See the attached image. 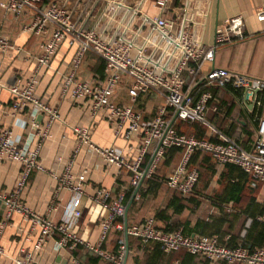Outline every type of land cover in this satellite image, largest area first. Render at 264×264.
<instances>
[{
  "label": "crops",
  "instance_id": "0c3cea01",
  "mask_svg": "<svg viewBox=\"0 0 264 264\" xmlns=\"http://www.w3.org/2000/svg\"><path fill=\"white\" fill-rule=\"evenodd\" d=\"M55 1L72 9L75 18L82 11L83 0ZM157 1L124 0V4L120 3L122 5L119 4L111 10L109 17L103 19H100V14L106 3L100 4L94 10L88 27L96 26L99 31H117L123 34L133 42L135 56L142 55L145 62L161 70L171 69L177 64L180 55L175 45L158 32L153 21V17L161 13ZM262 7L264 0H170V9L166 15L175 22L177 31L187 22L194 37L215 52L214 61L203 60L192 64L197 68L196 75L185 73L187 91L191 93L203 86V91L209 89L212 93L206 115L207 134L215 138L211 139L215 141L220 140L218 134H224L247 149L256 138L260 120L264 119V91L258 92L262 99V105L259 106L249 101L242 90L232 85L206 87L202 78L212 68L224 67L252 79L264 80V21H260L257 15ZM22 14L21 18H16L0 7V34L16 45L15 50L0 51V82L10 87L36 76V95L56 107L61 115L48 129L47 116L44 113L33 117L29 109H15L9 90L0 87V129L11 130L14 139L19 142L30 143L33 147L40 145L39 159L45 169L31 173L21 191L20 198L23 203L36 212L47 213L58 186L57 178L70 172L87 177L78 231L92 243L98 242L100 238V221L104 214L90 199L95 188L108 187L113 196L124 193L126 214L116 222L124 225L125 232L118 229L111 232L104 243L108 250H116L120 238L126 240V219L129 227L147 217H155L161 227L182 229L192 236L205 232L197 224L201 219L210 221L213 231H230L235 234L242 231L245 219L233 218L227 214L232 209L233 202L227 200L230 197L229 191H224L229 182L238 181V173L228 171L223 165L217 164L215 171L211 172L212 165L206 164V170L200 177L194 194L182 196L165 183L164 179L171 171L166 175L157 173L155 176L158 178L157 184L160 185L148 192H145L146 188L142 189L145 192L143 195L139 193L140 186L132 185V174L128 169L108 163L97 147L115 146L133 158L138 153L139 145H132L122 134H116L107 117L94 116L87 100H71L61 96L63 77L71 68L75 47H70L67 42L63 43L49 66H39L37 58L41 38L22 28L23 23L32 17L31 10L26 9ZM235 15L245 17L244 36L236 37L228 43H216L217 29L227 18ZM104 68L102 59L96 53L88 51L78 76L102 82ZM128 89L129 82L123 77L114 99L119 103H129L131 98ZM163 103L164 97L158 91L151 90L142 94L135 106L146 118H153ZM75 127L88 129L90 142L83 143L74 132ZM247 131L252 132L251 136L247 135ZM151 157L146 158L143 169L148 168ZM21 169L20 163L14 160L0 163V194L15 189ZM250 182L246 185L241 203L236 204L239 209H246L253 195L259 202H264V185L256 191L254 182ZM147 184V181L143 183L144 186ZM129 194L131 198L127 202ZM71 198L70 191H61L58 209L52 213L55 221L62 218L65 206ZM184 204L186 206L180 212L175 210V207L179 209ZM5 211L6 206L0 199V247L3 249L0 264H14L15 257L32 248L31 239L36 238L38 231L28 234L29 223L18 211L13 213L8 224L2 226ZM226 217L229 220L222 221ZM27 235L29 239L26 238ZM126 242L127 264H225L222 261L210 262L204 256L185 251L165 253L158 244L144 243L133 236H129ZM86 253L81 251L78 256L85 262H95L91 260L93 256ZM37 264H67L65 250H57L53 239H49L37 256Z\"/></svg>",
  "mask_w": 264,
  "mask_h": 264
},
{
  "label": "built area",
  "instance_id": "2783aa9c",
  "mask_svg": "<svg viewBox=\"0 0 264 264\" xmlns=\"http://www.w3.org/2000/svg\"><path fill=\"white\" fill-rule=\"evenodd\" d=\"M120 3L124 4V0H83L82 11L77 18L72 9L58 4L55 0H0V7L16 18H21L26 9L31 10L32 17L23 23L22 28L41 38L37 58L39 66H49L63 43L67 42L70 47H75L71 68L63 77L61 96L71 100H87L94 116L107 117L116 134H122L132 145H139L138 153L133 158L115 146L97 147L108 163L131 172L132 185L140 186L146 177L151 176L158 163L163 160L167 149L174 146L183 148V155L174 170L166 177L165 183L172 190L184 195L191 193L200 179L198 167L190 164L191 156L196 151L209 153L218 165L235 164L255 180L264 182V119L260 120L256 138L249 149L224 134H218L220 140L215 141L198 138L195 134L179 133L172 127L170 115L192 122H207L208 103L212 93L209 89L205 90L195 99L189 91L185 92L187 84L185 73L196 75L197 68L192 66L193 63L197 64L203 60L214 61V50L208 49L194 37L187 22L177 31L175 22L166 16L170 9V0H158L161 13L154 16L153 21L158 32L175 45L180 56L177 64L171 69L161 70L151 66L144 61L142 55H134L133 42L123 34L117 31L110 33L99 31L96 26L88 27L94 10L100 4L104 5L100 14V19H103L109 17L111 10ZM257 15L260 21H264V7L258 10ZM244 28L243 15L227 18L216 31V43H228L236 37H243ZM13 49H16V45L0 34V51ZM88 51L96 53L105 63V76L102 82L78 76ZM123 77L129 82L128 92L131 98L129 103H119L114 99ZM202 80H205L206 87L232 85L242 90L249 101L262 105L258 92L264 91L263 79H252L228 68L214 67ZM37 83L36 76H32L10 87L0 82V87L9 90L15 109H29L33 117L38 113H44L49 129L61 115L56 107L36 95ZM151 90L158 91L164 97V103L159 106L155 117L146 118L135 105L142 94ZM74 132L83 143L90 142L88 129L75 127ZM149 154L152 155L151 161L148 168L143 169V163ZM39 156L40 145L33 147L30 143L19 142L14 139L11 130L0 129V163L4 160H14L22 166L15 189L0 194V199L6 206L2 226L8 224L13 213L18 211L29 223L28 234L38 231L36 238L31 239L32 248L15 257L14 264H37V256L49 239H53L57 250H65L67 264H87L74 253L79 246H83L93 256L100 257L104 264H127L125 260L128 247L124 238H120L116 250L104 247L105 241L114 229L125 232L124 225L116 222L126 214L124 193L113 196L108 187L95 188L90 199L104 214L100 221V238L98 242L92 243L83 238L78 231L82 217L81 202L87 180L84 174L74 175L68 172L57 178L58 186L47 213L36 212L21 200V191L31 173L45 170ZM63 190L70 191L72 198L65 206L62 218L55 221L52 213L58 209V201ZM258 218L264 222V214ZM157 223L155 217H147L140 223L129 226L126 231L129 236L136 237L144 243H158L165 253L185 250L192 255L204 256L210 262L264 264V247L255 250H250L244 245L229 247L220 242L218 235L192 236L182 229L164 231ZM26 238L29 239L28 235ZM1 253L3 249L0 247Z\"/></svg>",
  "mask_w": 264,
  "mask_h": 264
},
{
  "label": "trees",
  "instance_id": "16d2710c",
  "mask_svg": "<svg viewBox=\"0 0 264 264\" xmlns=\"http://www.w3.org/2000/svg\"><path fill=\"white\" fill-rule=\"evenodd\" d=\"M102 61H103V59H102ZM103 63H104V61H103ZM104 67H105V63H104ZM104 76H105V72H104ZM198 89L199 88H197L193 92H191V94L195 97V99H197L204 90L203 86L200 88V90H198ZM184 90H185V92L187 91L186 86H185ZM209 103H210V101H209ZM209 103H208V108H209ZM170 117L172 120V127L179 133L195 134V136H197L198 138H207L208 137L210 139H215V138H212L211 136H209L207 134L208 125L204 122H201V121L192 122V121L183 120L181 118H173L172 115H170ZM192 131H193V133H192ZM251 134H252L251 131H247L248 136H251ZM182 155H183V148L177 147V146L170 147L167 149L163 161L172 162L174 164L176 163V165H177L178 162L180 161ZM150 157H151V155L149 154V155H147L146 158L148 159ZM190 164L198 167L199 172H200V177H202L204 170H206V169H204L206 164L212 165L211 172H214L215 167L217 166V162H215V160L210 156L209 153L204 152V151L194 152L191 156ZM176 165H175V167H176ZM223 166L230 172L238 173V177H239L237 179L238 181L235 180L234 183H232L233 181L229 182L228 185L226 186L225 190H224L225 193L228 190L229 194H230V197H228L227 200H230L233 202V207H232V209L229 210V212H227V214L229 216H232L233 218L244 217L246 223H244V227H243L242 231L238 234H235V233L230 232V231L229 232H220L217 230L213 231V229L211 228L212 223L210 221H207L206 219H201L198 221L197 224L201 225L205 232L203 234H200V235H208V236L218 235L220 242L222 244L228 245L229 247H236L238 245H244V246H247L250 250H255L257 248L264 247V222L259 220V218H258L259 216L264 214V202H259L257 200V197H255L253 195L250 198L249 204H248L246 209H239L238 206L236 207V204L239 205V203H241L240 201L243 198V194H244V190L246 188V185L248 183H251L250 181L254 182V184L256 186V188H255L256 191L259 190V188L262 185H264V182L255 180L249 173L245 172L243 169H241L239 166H237L235 164L227 163ZM174 168L171 170V172L174 170ZM156 174L157 173L154 172L151 176L146 177L143 180L142 184L140 185V190H139L140 192L139 193H142L144 195L145 192H148L149 190L151 191L153 189L158 188V186L160 184H157L158 178L155 176ZM234 177H236V176H234ZM146 181L148 184H147V186H144L143 183H145ZM144 188H146L145 192L142 191V189H144ZM224 191H223V193H224ZM177 193H179L182 196H187L190 194H194V190L191 193L186 194V195H184L178 191H177ZM130 198H131V195L129 194L127 197V202L129 201ZM185 206H186L185 204L183 206L180 205L179 209H178V207H175V210L177 212H180L179 210H182ZM158 215H160V213ZM224 220L228 221L229 219H228V217H226V218L222 219V221H224ZM232 220H234V219H232ZM248 220H250V222H248ZM157 225L159 228L163 229L164 231H175L176 230V229L163 228L159 225V223H157ZM197 236H199V235H197ZM227 236H228V238H227ZM150 243H156V242H150ZM156 244H158V243H156ZM159 247H160V250L163 251L160 245H159ZM81 251H84L85 253L87 252V250H85L83 246H79L74 251V253L76 255H78ZM180 251H185V250H180ZM88 254L93 256L91 253L87 252L86 255H88ZM91 260L95 261V262H91L90 260H86V263L87 264H104V262L102 261V259L100 257L93 256V259L91 258Z\"/></svg>",
  "mask_w": 264,
  "mask_h": 264
},
{
  "label": "rangeland",
  "instance_id": "374dc122",
  "mask_svg": "<svg viewBox=\"0 0 264 264\" xmlns=\"http://www.w3.org/2000/svg\"><path fill=\"white\" fill-rule=\"evenodd\" d=\"M175 165H176V163L174 164L172 162H167V161L161 160V162H159L157 167L155 168L154 172L166 175V174H168V172L171 171L172 168L175 167Z\"/></svg>",
  "mask_w": 264,
  "mask_h": 264
},
{
  "label": "water",
  "instance_id": "95a60500",
  "mask_svg": "<svg viewBox=\"0 0 264 264\" xmlns=\"http://www.w3.org/2000/svg\"><path fill=\"white\" fill-rule=\"evenodd\" d=\"M126 230H127V228H128V223H127V219H126ZM128 239H129V236H128V234H127V231H126V240L128 241ZM127 256H128V250H127ZM125 263H126V260H125Z\"/></svg>",
  "mask_w": 264,
  "mask_h": 264
}]
</instances>
